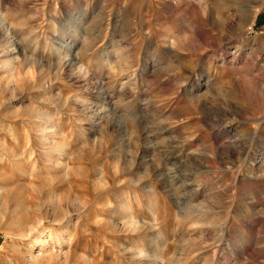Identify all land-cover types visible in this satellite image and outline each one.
<instances>
[{
  "label": "rangeland",
  "instance_id": "rangeland-1",
  "mask_svg": "<svg viewBox=\"0 0 264 264\" xmlns=\"http://www.w3.org/2000/svg\"><path fill=\"white\" fill-rule=\"evenodd\" d=\"M70 262L264 264V0H0V264Z\"/></svg>",
  "mask_w": 264,
  "mask_h": 264
},
{
  "label": "bare ground",
  "instance_id": "bare-ground-1",
  "mask_svg": "<svg viewBox=\"0 0 264 264\" xmlns=\"http://www.w3.org/2000/svg\"><path fill=\"white\" fill-rule=\"evenodd\" d=\"M51 162V161H50ZM57 163V162H56ZM60 163H62V162H60ZM60 163H57V164H60ZM65 163V162H64ZM55 164V163H54ZM59 166V165H58ZM20 189V188H19ZM23 189V188H22ZM20 191H21V189H20ZM20 191L19 192H16V197L17 198H19L20 196H21V194H20ZM21 193H22V191H21ZM54 208V207H53ZM57 209H58V207H56ZM54 212V215H58L59 213H60V211L59 210H55V211H53ZM53 215V216H54ZM54 219H56V218H54ZM39 224V223H38ZM38 233L40 234L41 232L40 231H38ZM22 235H23V233H22ZM69 236H70V234H69ZM52 237V236H51ZM43 239V238H42ZM42 239H39L40 240V242H41V244L43 243L41 240ZM57 239V238H56ZM70 239V238H69ZM73 245H75V244H73ZM74 248V247H73ZM75 251V250H74ZM73 251V252H74ZM67 255V254H66ZM52 256V253H49L48 254V257H47V259H49L50 257ZM65 259V258H64ZM35 261H36V258H34V263H35ZM33 262V261H32ZM70 264H72L71 262H70Z\"/></svg>",
  "mask_w": 264,
  "mask_h": 264
}]
</instances>
